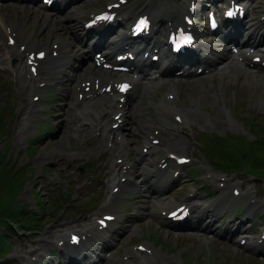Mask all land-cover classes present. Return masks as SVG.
I'll return each mask as SVG.
<instances>
[{
  "label": "rangeland",
  "instance_id": "374dc122",
  "mask_svg": "<svg viewBox=\"0 0 264 264\" xmlns=\"http://www.w3.org/2000/svg\"><path fill=\"white\" fill-rule=\"evenodd\" d=\"M188 1L189 0H180L181 10L178 12L179 16H181L185 10ZM105 3L106 0H91L86 7L95 5L100 7ZM89 9H93V7ZM160 11L163 14L170 15L166 11L161 9ZM202 14L203 10L200 12V15ZM1 21L23 24L25 28H31L36 33L41 31L40 34L44 36L41 37L40 40H43L47 46L49 45V48L53 46L51 43L53 41L50 42L47 34H44L43 30H41L45 22L38 13L30 14L28 9L22 11L20 6H17L9 0H5L0 3V22ZM49 23L56 24L59 32L64 31V34L69 37L71 28V22L69 20L66 19L64 21L62 19H56ZM49 23L47 22V24ZM54 38H57L60 41L62 40V37H59V34L55 35ZM6 57L7 56H4V58ZM6 71H8L9 74L6 73ZM16 74L18 75V71L10 66H8L7 70L0 69V102L4 98V92L9 89L8 91L10 92L6 93V100H8L9 107L11 106L13 109L11 126L7 122V114H1L2 110L0 109V114L2 115L0 118H2L1 123L5 136L3 140L0 141V154H4L3 160L6 164V171L8 173L7 178L9 179L16 176L21 180L19 181L20 188L14 196L15 199L13 198L14 201L16 200L20 203H26L30 208H34L35 202L38 204L37 196H40V199H43L45 202V209H47L44 212L41 221H39V224H41L37 227L35 235L32 238L28 236L21 237L18 235L14 236L11 242H9L10 251L5 258L11 257L20 261V257H23L24 255L29 259L33 257L28 254L32 250H34L33 255L38 256V253H42L40 250L42 246H46L47 248L57 247V242L64 237L63 233L57 235L48 233L47 231H50V229L51 231L53 230L52 225L59 226L63 221L71 220L72 222H76L79 219L84 221L85 224H94V218L88 216V213L91 208L104 201L105 194L110 192L107 178L108 170L111 169L114 159L111 158L109 153H105V150L102 152V156L98 153V141L93 138L92 129H87L79 140L73 141L70 138V130L66 116H70L68 104H71L72 100H64V96L62 95H58V97L55 98V104L53 103L54 97H51L52 104L49 116L47 119L42 118V120L45 122L44 125L52 126L54 128L42 129L43 131L39 136L41 138L36 142L37 154L33 157H29L27 155L29 139L27 142V138L22 137V132H19L20 130L23 131L24 127L20 124V113L17 110L18 107H23V105H25L24 102H27V97L25 96V99L23 100L20 99V95L23 96V94L21 90H19L20 87L17 85V81L14 79ZM4 75H9V82L5 81L6 77ZM231 81L233 84L224 85H220L218 80H202L193 84L178 83L176 86L181 90H191L188 93L181 92V99L178 100V106L189 108L191 104H199L200 107L198 114L200 121L195 125L204 132L220 133L221 135L228 134L230 126L223 124L225 123V105L227 107H233L236 116L255 122V126H258L259 123H263L264 125V113H257V110L262 108L261 99L264 97L262 90L259 89L257 92H254V89L250 90L244 82L236 83L235 80ZM210 83L217 86L216 91L218 97L216 99L212 95L207 94V89ZM164 89L165 88H160L159 92ZM63 93L65 94V92ZM160 98L161 94H159V97L156 100ZM146 102L147 100L144 101V103ZM3 105H5V103ZM3 105L0 103V108L5 110L8 109V105ZM71 118L73 120L75 119L73 117ZM33 119L37 123L41 120V118ZM128 123H130V121L127 122V125L125 126L126 130L128 129L125 136L131 143L132 148L136 151H140L146 135L142 129H136L135 127H132V124L128 126ZM235 128L239 131L241 130V127L238 125H236ZM184 129L185 128L181 130ZM39 131L41 130L39 129L32 132L33 137H36ZM192 131L193 130H191V133H193ZM184 137L188 140L190 148L187 149L183 155L191 151L190 136L185 134ZM59 149L62 151H59ZM45 154L50 156V159L43 161L41 160V156ZM63 154H68L67 156H64L63 160L59 158L55 160L53 165L48 167L43 166L46 162H52L54 158L60 157ZM76 155H78V158H75ZM200 158L202 157L200 156ZM87 159L90 160L88 161ZM87 164L88 166H86ZM194 166L197 168V165ZM42 168H44V172L46 173L53 172L54 174L52 173V177L42 173ZM204 174H206V172ZM213 175L214 177H217L216 173H213ZM226 177L229 184H238L242 188H251L252 195H256L259 200H264V179H252L245 175ZM85 180H87V182H92L93 186L97 187L95 189L90 185L86 189V194L89 195L94 192L98 197L97 199H90L91 196L84 195L80 190H74ZM58 181L61 182V185L58 184ZM208 181L212 186L211 188L204 187L202 189V195L207 191V196L213 197L218 194L215 190L218 189L219 181L218 179H209ZM198 182L199 186H203L202 183H200L199 177ZM190 184H193V182H190ZM189 190L192 189L187 187L183 189L181 187L182 192L179 198L187 197L189 194L187 192ZM227 192H229V190H227ZM199 196L201 197V195ZM7 197L6 185L0 186L1 201H4ZM179 198H177L174 203H180L181 201H179ZM54 200H58V203H54ZM80 201H85L86 203L81 204ZM13 202H9L7 205L13 208V204L11 205ZM71 203H79L81 204V208H77ZM141 210L144 215H146V211L143 208H141ZM130 225L131 223H129V226ZM129 226L123 230L124 234L119 244V257H122L124 253L133 247L130 245L134 244L131 241L123 243L130 228ZM1 230L2 229L0 228V231ZM146 232L151 234L160 232L161 240L169 244L170 248L173 249L170 250V252H162L158 250L161 253L157 252L156 257L149 258L148 264H173L175 261L179 262V253L184 254L187 262L193 264H264L263 261L252 259L244 254L243 250L237 247L239 240L234 244L227 245L211 239H200L197 237L188 238V236H178L169 232H161L157 227H149L146 229ZM254 235H256V237L252 241L255 242L260 235L257 233ZM166 248L168 249V247ZM254 261H257L258 263H255Z\"/></svg>",
  "mask_w": 264,
  "mask_h": 264
},
{
  "label": "bare ground",
  "instance_id": "6f19581e",
  "mask_svg": "<svg viewBox=\"0 0 264 264\" xmlns=\"http://www.w3.org/2000/svg\"><path fill=\"white\" fill-rule=\"evenodd\" d=\"M106 1L109 2L111 0H106ZM153 1L154 0L147 1L144 4H142L141 6L144 9L147 10V9L150 8L151 2H153ZM26 7L27 6L22 5V7H20V8L22 9V11H25V10H27ZM28 8H30V7H28ZM32 12H34V9H32ZM25 13L28 14L27 12H25ZM127 15H130V13H128ZM51 18H52L51 15H47L45 22H49L48 20H50ZM9 28H11L12 32H15L16 33L17 39L19 41H22L24 43L30 42V44L36 41V39L33 38V35H31L30 33H28V31L21 29L18 25L8 24V23H5V22H2L1 25H0V33L3 34ZM32 34H34V32H32ZM6 46L8 47L9 50L12 48V47L8 46V44H6ZM66 47L67 46L64 44V48H66ZM49 68H51L52 70L55 69L54 66H50ZM237 70L238 69L232 70L234 72L231 73L228 76H221L220 77V80H219L220 85H224L226 83L227 84H232V81L231 80H238L239 78H245V81L247 82V85H248V87H249L250 90H253L254 89V92H257L260 89L264 93V78L259 77V76H255L254 74H252V75H249V74L242 75L241 74L242 73L241 70L240 71H237ZM89 71H90V68H87V67L84 68V69H82V72H80V75H78L79 78H77V79L78 80L83 79V77L85 75L84 73H88ZM91 72L92 73H95L96 76H98L101 73V71L99 69H97V68H94ZM246 73H248V72H246ZM237 74H239V75H237ZM223 77H228L227 78V81H224ZM213 78H217V77H213ZM156 84H158V83H156ZM155 86L156 85H154L152 87H149V88H146V87H144V86H142L140 84L139 88L141 90H143V91L145 90V93H149V92H151L155 88ZM214 91L215 92L212 94V96L217 97L218 95H217V91L215 90V88H214ZM85 103H89L90 104V107H91L89 110H86V113L88 114V116H92L95 113V111L98 114H100L101 111H102L103 113H105V120L108 118L109 112L108 111H105V106H104V103L102 101H99L97 99H92L91 101L83 102L81 105L83 106V105H85ZM168 106L169 105H167V104H165V103L162 102L160 105H158V106L155 107L154 111L149 116L150 122L147 123V124H145V127L143 128V130H144L145 134L147 135V137L149 135H151V129L152 128L155 129V130H160V133L162 131H164L163 130L164 129V127H163L164 126V122H163L162 119L159 121V117H160L159 114L161 115V114L165 113L166 111H170V109L168 108ZM96 109H98V110H96ZM77 115L81 117L82 116V113H77ZM105 120L102 123H99V126H101V128H102V135L105 132ZM162 142H163V144H165V149L163 151L166 154H175L174 151H176L178 149L179 150L182 149V148H180V146H179V144L177 142L173 141V139H170L168 137H164ZM59 151H62V150L59 149ZM125 151L126 150L124 148L123 149V152L125 153ZM123 152H121V153H123ZM61 156H64V154L61 155ZM148 173L150 174L151 171L148 172ZM159 176L160 177H157V178H160V180H162L164 182L169 181V178H167V176H165L164 174H159ZM114 180L115 179L112 178V181H114ZM160 206H162V203L156 204L155 205V209H158ZM168 206H171L169 204V202L166 203L163 207H168ZM212 222H213L212 220H210V222L209 223H206V224L203 222V225L210 228V225H211ZM88 255L91 256L90 258H95L93 256L96 255V254H86V256H88ZM119 263L120 264H127L124 261L119 262Z\"/></svg>",
  "mask_w": 264,
  "mask_h": 264
},
{
  "label": "trees",
  "instance_id": "16d2710c",
  "mask_svg": "<svg viewBox=\"0 0 264 264\" xmlns=\"http://www.w3.org/2000/svg\"><path fill=\"white\" fill-rule=\"evenodd\" d=\"M238 151V150H237ZM2 175V170H0V178ZM14 183V184H13ZM17 186V182L16 181H12L11 185L9 186L10 189L13 188V186ZM0 204H1V200H0ZM29 215V210L27 209H20L19 212L17 213H12L11 211L7 210V212H3L0 211V225L4 227V233L5 234H12V227L10 226V224H22V225H26V223H24L23 219H25L27 216ZM2 236H0V241H2Z\"/></svg>",
  "mask_w": 264,
  "mask_h": 264
}]
</instances>
